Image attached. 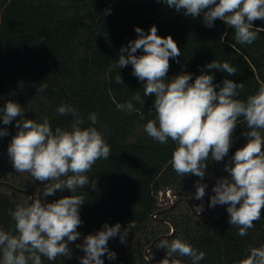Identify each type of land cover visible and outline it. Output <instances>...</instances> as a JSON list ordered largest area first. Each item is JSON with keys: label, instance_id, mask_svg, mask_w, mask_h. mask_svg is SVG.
<instances>
[{"label": "trees", "instance_id": "trees-1", "mask_svg": "<svg viewBox=\"0 0 264 264\" xmlns=\"http://www.w3.org/2000/svg\"><path fill=\"white\" fill-rule=\"evenodd\" d=\"M153 25L159 36L170 35L181 51L179 57L170 58L169 80L184 72L192 74L190 82H194L203 72L213 75L214 85L222 87L224 79H232L244 84L237 97L241 100L264 85V31L252 44H239L235 30L223 21L217 19L208 27L203 13L186 16L183 9L178 12L163 0H0V109L11 100L24 110L8 125L0 120V129L8 133L0 137V228L15 234L10 210L17 203H31L30 193L49 203L70 195L85 197L77 229L80 241L68 243L70 257L55 261L41 257L42 264H80L85 253L77 245L87 235L97 233L105 223H119L123 233L133 220L136 227L129 229L125 242L119 235L109 239L108 249L116 257L109 259L105 253L104 264H159L166 256V250L158 247L161 239L180 238L203 251L206 255L199 264H237L249 248L264 245V213L247 235L239 236L238 228L228 223L227 205L209 206L216 182L230 179L225 165L247 143L243 133L249 129L242 117L228 155L219 162L209 158L203 180L177 175L170 164L176 145L170 139L160 144L145 132V124L155 118L154 96L144 97L146 82L132 75L131 64L119 68L117 61L121 48L138 37L135 28L147 34ZM253 26L264 28V21L256 20ZM142 54V49L136 53ZM213 60L228 62L237 73L228 76L208 69ZM118 75L123 83H116ZM43 85H47L44 91H38ZM137 93L144 104L133 100L136 110L131 113L117 109V103ZM62 104L77 110L84 121L81 128L96 127L111 152L85 174L88 184L83 188L75 193L65 188L43 197L50 181L41 183L27 172H16L7 149L21 119L42 122L47 118L53 131L71 130L76 118L58 114ZM93 112L95 125L88 119ZM197 182L207 185L202 200L194 198ZM166 190L172 197L161 199ZM201 204L203 210L197 213ZM177 258L192 264L190 257Z\"/></svg>", "mask_w": 264, "mask_h": 264}, {"label": "clouds", "instance_id": "clouds-1", "mask_svg": "<svg viewBox=\"0 0 264 264\" xmlns=\"http://www.w3.org/2000/svg\"><path fill=\"white\" fill-rule=\"evenodd\" d=\"M176 11L184 10V15L193 18L203 13V21L211 27L215 20L223 21L233 28L234 39L239 44H252L264 28H254L256 20L264 21V0H163ZM138 37L120 50L118 67L131 64L132 75L145 81L144 97L154 96L155 118L144 126L145 132L160 144L169 139L176 145L170 164L177 175H195L204 179L209 158L222 161L229 153L233 143L239 118H243L249 131L243 133L247 143L237 149L225 165L224 171L230 176L220 178L212 191L209 206L227 205L228 223L238 228V235L245 236L254 227V222L264 213V85L245 100L238 99L239 91L244 89L242 82L224 79L222 87L214 85L213 75H198L194 82L192 74L180 73L170 80L167 74L170 58L181 55L177 43L169 35L161 37L157 27L151 26L147 34L136 27ZM142 55H136L138 50ZM235 75L237 69L228 62L213 60L206 65ZM116 83H123L121 75ZM47 85L38 91H44ZM219 87V91H217ZM144 104L139 93L124 103H117V109L133 112L132 101ZM60 115L71 114L76 119L71 130L57 127L53 131L49 120L21 119L16 122L17 134L11 139L7 152L16 172H27L41 183L50 181L43 189V197L52 196L57 190L67 188L75 193L78 188L88 184L85 175L99 159H108L111 149L96 127L81 128L83 118L77 110L62 104L57 108ZM0 120L10 124L22 116V106L7 101L0 109ZM92 125L97 122V114L90 113ZM8 135L0 129V137ZM65 177V179H61ZM194 198L202 200L206 184L197 182ZM85 202L83 195L62 197L55 202L33 199L31 203H17L10 215L14 221L15 234L0 228V264H42L41 257L55 261L57 257H70L69 242L80 238L77 231L82 224L80 208ZM203 210V205L196 207ZM131 221L121 233V225L104 224L95 234L84 238L81 248L85 255L80 264H104L102 256L109 259L116 254L108 249L110 238L120 236L125 242L129 229L135 228ZM171 235V233H169ZM158 247L166 250V256L159 264H184L177 258L190 257L192 264H199L205 253L197 251L191 244L180 238L161 239ZM248 254L237 264H264V245L251 247Z\"/></svg>", "mask_w": 264, "mask_h": 264}, {"label": "water", "instance_id": "water-1", "mask_svg": "<svg viewBox=\"0 0 264 264\" xmlns=\"http://www.w3.org/2000/svg\"><path fill=\"white\" fill-rule=\"evenodd\" d=\"M31 194V202H32V200H33V197H34V195L32 194V193H30ZM182 200H186V201H189V200H187V199H182ZM207 203H208V201H207V199L205 198V207H204V210L206 209V207H207ZM175 205V203L172 205V206H174ZM171 207H169L168 209H170ZM155 216V215H154ZM172 228H173V230H174V226L172 225ZM77 240H79V239H77ZM80 241V240H79ZM82 243H83V241H81ZM151 264H154V262L152 261L151 262Z\"/></svg>", "mask_w": 264, "mask_h": 264}, {"label": "built area", "instance_id": "built-area-1", "mask_svg": "<svg viewBox=\"0 0 264 264\" xmlns=\"http://www.w3.org/2000/svg\"><path fill=\"white\" fill-rule=\"evenodd\" d=\"M161 199H164L165 197H172V194L170 190H166L165 195L163 193L160 194Z\"/></svg>", "mask_w": 264, "mask_h": 264}, {"label": "rangeland", "instance_id": "rangeland-1", "mask_svg": "<svg viewBox=\"0 0 264 264\" xmlns=\"http://www.w3.org/2000/svg\"><path fill=\"white\" fill-rule=\"evenodd\" d=\"M33 199H34V197H33ZM207 206H208V203H207ZM204 207H205V202H204ZM207 208V207H206ZM148 251V249L146 250V252ZM147 255H148V252H147Z\"/></svg>", "mask_w": 264, "mask_h": 264}]
</instances>
